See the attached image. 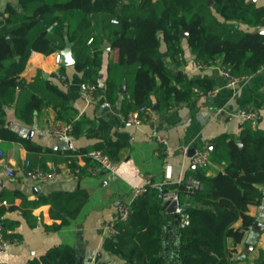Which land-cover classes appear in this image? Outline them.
<instances>
[{
  "label": "trees",
  "instance_id": "trees-1",
  "mask_svg": "<svg viewBox=\"0 0 264 264\" xmlns=\"http://www.w3.org/2000/svg\"><path fill=\"white\" fill-rule=\"evenodd\" d=\"M22 10L8 7L7 37L0 29V138L23 142L29 153L40 146L27 140L6 124L4 105H14L16 114L31 123L35 110L52 106L56 117L71 122L72 135L83 130L84 120L76 118V109L66 92L57 84L37 77L27 83L24 71L33 51L57 52L65 37L74 42L77 56L75 69L82 72L83 81L97 84L102 61L103 44L110 40L118 49L120 77L127 79L123 104L128 110L140 105L169 108L176 102L196 96L198 91L212 88L209 80L190 78L173 70L160 50L162 38L172 57L182 51L181 31L197 62L221 66L230 77H244L264 66V6L248 0H20ZM53 25L50 32L49 27ZM248 25L251 29L243 28ZM90 38L92 40L90 41ZM65 66H61L63 71ZM41 81V87L36 83ZM210 82L209 85H206ZM122 81L109 76L106 90L109 97L119 96ZM33 91L23 99L22 89ZM198 89V90H195ZM237 139H241L239 144ZM105 152L107 148L102 144ZM92 148L69 149L65 159L74 166L75 155ZM32 165L38 162L32 161ZM211 163L221 168L207 173ZM197 178L200 188H190L188 179ZM166 190L148 185L134 198L126 219H117L116 236H107L104 247L121 257L120 262L105 264H233L236 250L255 216L249 210L260 205L264 197V127L246 119L238 136L223 133L214 140L209 161L196 165L180 182L178 198L188 215V222L175 225V214L167 211ZM6 192L0 198H13ZM64 196V192L55 194ZM72 195H67L66 199ZM52 214L69 221L80 206H53ZM2 210L4 208H1ZM2 210L1 213L2 214ZM65 211L66 215H62ZM1 218V216H0ZM180 218V215H179ZM8 229L13 222L0 219ZM241 220L240 225H236ZM9 226V227H8ZM60 224H53L57 228ZM12 228V227H11ZM6 236L9 233H5ZM229 239L232 246H229ZM264 264V248L256 257ZM75 249L68 244L48 248L34 256L29 264H79Z\"/></svg>",
  "mask_w": 264,
  "mask_h": 264
},
{
  "label": "crops",
  "instance_id": "crops-1",
  "mask_svg": "<svg viewBox=\"0 0 264 264\" xmlns=\"http://www.w3.org/2000/svg\"><path fill=\"white\" fill-rule=\"evenodd\" d=\"M248 2L264 6V0ZM9 6L20 11L22 4L20 0H0V29L10 37L6 26ZM242 27L251 29L248 25ZM67 40L71 41L66 36L57 52ZM71 42L76 59L77 52ZM105 44L109 47L104 48ZM103 48L95 97L90 101L81 90L82 72L75 69L74 63L56 62L57 52L33 51L21 73L27 83L40 77L66 92L69 103L76 109L74 116L84 120L79 134L71 133L70 138L56 136L51 127L64 119L57 118L56 110L50 105L35 110L33 121L27 123L16 114L14 105L5 104L6 124L38 144L40 150L29 153L23 142L0 138V193L6 192L10 196L21 193L12 199L0 198V213L4 208L1 218L13 222L5 230L9 233L6 237L10 244L0 251V264H29L31 258L58 244L72 246L80 258L79 264L122 261L120 256L105 249L107 235L102 229L105 221L117 217L119 204L124 202L131 206L138 196L136 190L148 185H159L166 192H177L186 173L196 167L184 154L185 148L189 151L208 148L211 151L218 135L233 133L238 136L245 115L250 111H258L257 125L264 127V66L243 80L230 83L221 62L203 64L195 60L185 36L181 40L179 55L171 56L163 38L161 52L174 71L190 78L209 80L212 88L208 92L200 90L191 99L178 101L169 108H159L158 105L155 109L153 105L151 116L141 124H133L126 119L130 110L123 104L127 92L119 90V96L111 98L106 90L111 75L127 84V79H122L118 70V49L110 40H105ZM61 66H65L63 71ZM58 71L66 75V80L57 76ZM41 84L40 81L35 85L41 87ZM32 91L26 85L21 91L22 98L28 99ZM154 104L158 103L155 101ZM102 144L116 163L113 171L98 167L82 153L75 155V166L65 159L69 149L103 150ZM31 160L38 163L32 165ZM27 161L31 162L30 167H27ZM7 166L14 169L15 176L7 174ZM35 166L54 170L55 174L45 181L34 178L31 168ZM220 168V164L210 162L207 173L212 174ZM58 192L65 194L55 198ZM67 195L72 196L66 199ZM53 206H67L70 210L80 206V209L76 215L69 216L68 222L61 224L62 218L52 214ZM249 212L256 220L264 222V197L262 203L252 205ZM62 215L65 216L66 212L63 211ZM53 224L60 226L51 228ZM240 224L241 220L237 221L236 225ZM228 244L232 246L230 239ZM260 247L264 248V229L259 231L251 226L233 252V264H258L256 257Z\"/></svg>",
  "mask_w": 264,
  "mask_h": 264
},
{
  "label": "built area",
  "instance_id": "built-area-1",
  "mask_svg": "<svg viewBox=\"0 0 264 264\" xmlns=\"http://www.w3.org/2000/svg\"><path fill=\"white\" fill-rule=\"evenodd\" d=\"M52 27L53 25H51L49 28H52ZM91 40L92 38H90V41ZM60 61H61V53L57 52L56 62H60ZM224 72L230 78V83H233V84L247 77V76L230 77L226 71ZM56 74L58 77H61L63 80H66V75L64 73L58 71ZM96 88H97V85L94 83H90L86 81H83L81 83V90L85 98L87 99V101H90L95 97ZM216 112L218 113L219 111H216ZM151 114H152L151 106L143 104V105L137 106L136 108L130 110L127 114L126 119L133 124H141L142 122L145 121V119L151 116ZM258 117H259L258 111L253 110L245 115V120L250 118L252 120V124L255 126L257 124ZM73 128L74 126L71 122L59 120L53 124V126L51 127V130L56 136H60L63 138H70ZM189 152L190 151L187 148H185L184 154L190 158V161L194 165H204L209 161L210 150L208 148L195 149L193 154L191 155L189 154ZM85 155L88 156L90 160L96 163L97 166L100 168H103L108 171H113L116 169L115 161L110 157L109 154H107L101 148L91 149ZM26 165L27 167H30L31 162L27 161ZM31 170H32V176L34 178L44 180V181L52 178L55 174L54 170L43 169L40 166H35L31 168ZM6 172L9 176H15L16 174L14 169L10 166L6 167ZM188 184L190 188H200L202 185L199 179L192 178V177L188 179ZM143 191L144 189L138 188L135 193L139 195L143 193ZM164 199L169 200L170 202L173 200H178V206H177L176 211L180 215L179 225L182 226L185 223H187L188 215L184 213V206L188 204V202L186 204H181L179 201L177 192H165ZM130 211H131V206L129 203L122 202L121 204H119L118 209H117V217L115 219L105 221L102 225V229L105 232V234L107 236H113V237L116 236L119 232L117 225H116V220L126 219L129 216ZM9 241L10 240L5 235L4 223L0 220V251L4 249L8 244H10ZM100 264H105V263H100Z\"/></svg>",
  "mask_w": 264,
  "mask_h": 264
},
{
  "label": "water",
  "instance_id": "water-1",
  "mask_svg": "<svg viewBox=\"0 0 264 264\" xmlns=\"http://www.w3.org/2000/svg\"><path fill=\"white\" fill-rule=\"evenodd\" d=\"M249 1H252V0H249ZM213 3V0H208V4H212ZM255 31L257 32H264V26H259L255 29ZM188 35V32L186 30H182L181 31V36H187ZM7 37H9V35L7 34L6 35ZM73 44L71 41L67 40L64 47L60 50V53H61V63L64 64V65H70V64H73L75 62V58L73 56ZM109 46L107 44L104 45V48H108ZM120 91L122 93H126L127 92V84H126V81L123 82L121 88H120ZM5 107V105H4ZM155 109L158 108V104H154L153 106ZM237 142L240 144L242 142L241 139H237ZM210 148H212V145L209 146ZM194 148H192L189 152V154H193L194 152ZM158 187H160L158 185ZM177 206H178V200H173L170 202L168 208H167V211L170 212V213H173L175 214V219L174 220H171V223H174L175 225H179V213H177L176 209H177ZM252 227L255 228L256 230H259V231H262L264 229V222H261L259 220H254L253 224H252ZM79 261H80V258H79Z\"/></svg>",
  "mask_w": 264,
  "mask_h": 264
}]
</instances>
